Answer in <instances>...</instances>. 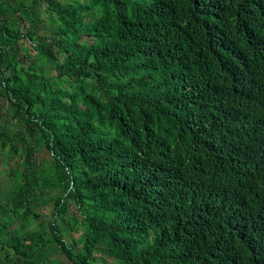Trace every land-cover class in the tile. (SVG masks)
<instances>
[{
  "label": "trees",
  "instance_id": "trees-1",
  "mask_svg": "<svg viewBox=\"0 0 264 264\" xmlns=\"http://www.w3.org/2000/svg\"><path fill=\"white\" fill-rule=\"evenodd\" d=\"M64 257L264 264V0H0V264Z\"/></svg>",
  "mask_w": 264,
  "mask_h": 264
},
{
  "label": "rangeland",
  "instance_id": "rangeland-1",
  "mask_svg": "<svg viewBox=\"0 0 264 264\" xmlns=\"http://www.w3.org/2000/svg\"><path fill=\"white\" fill-rule=\"evenodd\" d=\"M8 107H9V104H8ZM8 107H7V102L2 103V108H3L4 111H6V110L8 109ZM40 156H43V157H45V158H49V154L46 153V152L39 153V157H40ZM17 159H18V156L15 157V158H13V159L11 160V165H12V166H15V163H16ZM9 165H10V163H9ZM7 167H8V165H7ZM1 176H2V180H4V185H5V187H7V185H9V184H8V180H7L8 175H7L6 173H1ZM48 211H50V208L48 209ZM11 221L13 222V219H12ZM13 226H17V224H13ZM77 235H78V233H73V232H71L70 234H68L67 238H68L70 241H72V239L75 238V237H77ZM63 259H64V260H63ZM62 260H63V263H64V264H68V263H69V262L66 260L65 257L62 258ZM101 264H104V263L101 262ZM105 264H106V263H105Z\"/></svg>",
  "mask_w": 264,
  "mask_h": 264
},
{
  "label": "clouds",
  "instance_id": "clouds-1",
  "mask_svg": "<svg viewBox=\"0 0 264 264\" xmlns=\"http://www.w3.org/2000/svg\"><path fill=\"white\" fill-rule=\"evenodd\" d=\"M236 219L232 216L231 221L234 222Z\"/></svg>",
  "mask_w": 264,
  "mask_h": 264
}]
</instances>
